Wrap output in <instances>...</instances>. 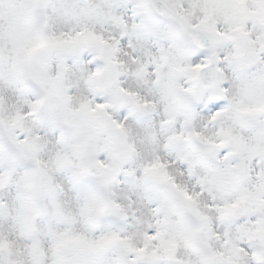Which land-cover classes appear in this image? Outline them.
Segmentation results:
<instances>
[{
	"label": "snow or ice",
	"instance_id": "1",
	"mask_svg": "<svg viewBox=\"0 0 264 264\" xmlns=\"http://www.w3.org/2000/svg\"><path fill=\"white\" fill-rule=\"evenodd\" d=\"M170 4L187 11L165 29L155 16L167 14ZM55 16L73 27L57 32ZM97 24L118 29L107 52ZM74 40L78 47H65ZM124 46L145 58L137 61L134 75L150 89L161 86L159 79H147L153 66L171 61L173 74H179L191 105L167 121L183 122L169 145L184 141L174 158L190 183L180 184L167 172L155 174L165 166L155 152L141 164L143 175L127 174L132 181L120 180L119 169L102 177L106 195L82 180L95 172L102 155L96 151L77 165L76 174L61 180L71 160L65 155L54 167L39 158L41 132L54 134V127H41L35 118L53 96L67 114L61 122L75 117L86 140L103 138L113 150L119 142L139 155L124 122L135 120L159 142L155 122L138 119L147 115L146 102L116 82L119 72L109 78L82 68L90 95L74 98L64 85L69 69L62 65L51 77L55 87L29 104L31 113L17 107L14 116L0 119L14 146L0 153V264H264V0H243L239 9L237 0H0V67L6 69L0 71V95L14 91L23 98L16 69L44 64L53 51L89 48L112 63ZM22 160L39 176L26 187L42 202L46 221L34 222L36 210L25 209L24 178L16 174ZM149 181L171 187L149 188ZM120 184L127 188L126 204L114 191ZM133 197L147 200V218L137 213Z\"/></svg>",
	"mask_w": 264,
	"mask_h": 264
},
{
	"label": "clouds",
	"instance_id": "2",
	"mask_svg": "<svg viewBox=\"0 0 264 264\" xmlns=\"http://www.w3.org/2000/svg\"><path fill=\"white\" fill-rule=\"evenodd\" d=\"M149 3H155L156 0H147ZM186 9L181 10L175 8L174 5H169L167 14H156L155 21L162 28L175 27L174 16L183 14ZM197 11L191 20L193 24L197 22ZM131 20V16L128 17ZM73 25L67 22L60 16H55L54 28L57 32L68 31ZM95 32L101 35L106 44L104 45L106 52L108 49V43L114 39V34L118 35V29L111 25L97 24ZM83 39V37H81ZM80 41H72L65 45L68 48L78 47ZM155 47V43L153 45ZM163 49V45H160ZM133 56L137 57V60L132 59ZM145 59L138 53H134L131 49L124 46L120 50V54L116 58L117 62L106 63L102 61L100 55L93 49L82 48L79 51L62 52L53 51L47 58L44 64L33 65L29 68H17L18 83L23 98L17 95L14 91H7L0 95V119H7L15 115L17 107L21 108L24 113H31L32 109L29 106L30 103L42 99L46 94V91L55 87L51 77L59 73L61 66L65 65L69 69L65 72L64 85L70 86L71 95L74 98H82L90 95L89 84L87 81V72L102 71V74L106 77H112L115 72H119L120 75L116 77V82L122 86L125 90H131L143 98L147 104V115H140V120H152L155 122L156 131L158 134V143H153L148 135L149 130L145 129L143 125L137 124L135 120L124 121L127 126L132 129V136L129 137V143L135 142V152L139 155L129 154L123 147L117 142L115 150L109 149L105 146L103 138H95L86 140L84 137V129L80 121L75 117H70V123L61 122L63 118H67V114L64 113L59 105L58 98L53 96L51 101L35 118L40 122L41 127H47L51 124L54 127V134L48 132H41L40 140L44 145L43 150L39 153V158L43 162H51L52 166L58 167L64 163L63 157L67 155L71 163L62 168L61 180L68 176H72L78 172L77 165L86 160L88 153L96 151L102 155L98 157L97 167L93 174L82 177V180L88 187L99 194H107V191L103 188L102 177L113 175L114 169H119L116 173L120 180L132 181L133 177L127 175L129 172L136 170L137 175H143L141 164L147 160L154 159L153 153L160 158L161 162L165 165L163 168L155 169V174L169 173L174 176V179L180 184H189L190 181L186 174L180 172V165L174 158V154L179 152L184 141L175 140L169 145V138L179 132L183 127V122L169 124L167 121L169 118L185 109L189 108L191 102L183 91V86L180 84V80L176 79L179 74H173L171 61L168 63H161L159 67L153 66L150 71H147V79L155 82L157 79L161 81V86L158 89H150L142 80H138L134 72L137 68V61ZM84 68L87 72H82ZM0 71H6L5 68L0 67ZM187 82L185 81V84ZM119 95V94H118ZM25 99L29 103H25ZM99 101H104L103 96L98 95L96 97ZM130 99V98H125ZM33 117L29 116L25 124ZM163 123V127H161ZM175 130V131H174ZM20 131V129H16ZM169 145V150L173 153L169 155V150H166L165 146ZM11 147L9 136L7 131L0 127V153H6ZM112 157H115L114 159ZM100 163H106L108 167L100 168ZM23 179L25 187L23 188L24 206L26 210H36L37 214L34 217L35 221H46V212L43 208L42 202L34 196L32 192L28 190L26 184L29 182H37L39 179L38 174L34 171V166L30 161L22 160L21 167L18 173ZM14 174V175H16ZM13 181V185H14ZM10 185H5L7 188ZM239 181H237V187ZM149 188H170V184L153 185L151 181L148 184ZM116 196L119 198L120 203L126 204L125 196L127 195V188L124 184H120L114 188ZM174 191V190H173ZM147 195V192L144 193ZM201 198L207 200L211 204V199L208 196ZM136 201L134 207L137 213L142 214L145 218L149 215V205L147 200H140L138 197H133ZM242 209V206H241ZM115 219V218H114Z\"/></svg>",
	"mask_w": 264,
	"mask_h": 264
},
{
	"label": "rangeland",
	"instance_id": "3",
	"mask_svg": "<svg viewBox=\"0 0 264 264\" xmlns=\"http://www.w3.org/2000/svg\"><path fill=\"white\" fill-rule=\"evenodd\" d=\"M240 2L237 4V8H242L243 7V0H239Z\"/></svg>",
	"mask_w": 264,
	"mask_h": 264
}]
</instances>
